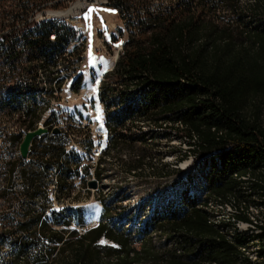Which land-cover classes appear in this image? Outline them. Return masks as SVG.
<instances>
[{"label":"trees","instance_id":"trees-1","mask_svg":"<svg viewBox=\"0 0 264 264\" xmlns=\"http://www.w3.org/2000/svg\"><path fill=\"white\" fill-rule=\"evenodd\" d=\"M68 1L0 0V115L16 117L15 129L0 135V217L8 222L0 228V249L13 241L12 264H252L241 257L240 247L258 240L254 264H264V230L230 240L208 209L216 199L264 205V0H174L168 10L156 11L151 7L159 0H108L126 23L128 37L99 82L107 143L93 176L106 178L110 154L128 174L143 173L154 136L142 123L172 129L197 144L184 182L185 191H195L183 192L164 209L155 205L135 238L112 226L117 213L105 198L97 225L83 234L67 229L71 217L61 219L67 208L52 209L53 200L81 202L74 182L86 187L81 171L89 175L90 168L80 167L68 134L52 133V113L44 123L49 131L32 141L29 160L19 153L23 130L35 129L45 111L37 102L40 94L60 88L59 66L69 69L62 62L74 34L36 15ZM80 85L78 76L73 89ZM85 147L91 149L92 140ZM202 167L199 179L205 181L196 182L190 172ZM244 176L252 179V193L245 191ZM19 197L26 202L21 220H11L9 208ZM247 216L239 219L252 221ZM103 238L116 246L101 243Z\"/></svg>","mask_w":264,"mask_h":264},{"label":"rangeland","instance_id":"rangeland-1","mask_svg":"<svg viewBox=\"0 0 264 264\" xmlns=\"http://www.w3.org/2000/svg\"><path fill=\"white\" fill-rule=\"evenodd\" d=\"M91 1V4L80 10L82 28L78 24L54 17L53 12L71 9L76 4H81L83 0H70L65 4V7L50 6L41 11L45 16H40L41 12L36 15L38 20H50L51 18L57 24L64 25L74 32L68 46L71 54L65 55L64 63L62 62V64H68L69 69L67 70L62 65L60 67L61 70L68 71V78L63 77L65 73H60L63 77L60 88L55 89L52 94L46 93L45 97L40 94L41 99L37 102L45 111L39 122L45 114L47 117L49 113H52L49 126L58 127L68 134V148H72L78 154L82 161L80 167H90L89 175L81 171V177L85 176L87 182L86 187L79 179L74 182V193L80 196L81 202L67 201L64 204H58L53 200L54 197L50 196L53 200L52 209L58 211L63 207L67 208V212L61 217V219L71 217V225L67 229L77 230L79 234H83L86 230L97 225L103 210L101 200L105 198L107 204L117 213V217L112 220V226L124 230L127 234H132L135 238L138 235L136 232L145 225V221L155 205L158 204L160 208L164 209L168 202L180 199L183 192L191 196L193 194L191 192L195 191V188H191L190 193L185 191L187 184L184 182H186L189 170L194 164V149L197 144L185 136L176 134L172 129L151 128L150 125L142 123L143 130L154 136L151 141L153 145L146 152L143 173L136 178L128 174L121 165L120 158L116 154H110L106 159V162L111 164L105 175L106 178L97 181V187H89L88 181L96 179L93 176V166L97 163L100 149L102 150L107 143L103 127L104 118L101 117V102L97 96L98 80L106 70L113 66L115 56L122 51L121 43L123 44L128 37L127 25L120 18L118 12L106 10L114 9L107 5L108 0ZM173 1H156L151 7V11H156L159 8L168 10ZM93 7L95 11H88ZM101 18H103V24H101ZM243 20L250 22L251 19L250 16L244 15ZM262 24L264 25V23ZM89 51L90 53H88ZM78 76H81V85L76 91L72 84ZM66 87L67 95L64 93ZM43 125L45 126V124ZM14 126V122L0 115V135L15 129ZM24 132L26 131L23 130ZM90 140H92L93 147L86 149L85 145ZM128 157V153H122L123 159ZM176 168L180 172L174 171ZM200 169V171L196 169L190 172L195 175L196 182L205 181L203 177L199 179L204 168ZM178 179H180L179 183L175 185ZM243 180H245V191L252 193V189H248L251 186L249 183L252 180L251 177L244 176ZM20 185L21 182L18 181V190ZM25 204L23 198H17L9 208L14 216L9 218L15 221L21 220L18 213ZM36 205L40 206V202L37 201ZM78 206L82 208L81 213L75 211ZM242 206H244L242 213L264 218V207L251 206L247 209L245 205ZM80 218H83V223L80 222ZM7 223L3 217H0V228ZM54 227L58 228L59 226L54 225ZM101 243L116 246L115 243L105 238L101 240ZM153 243L158 248L160 247L159 236L156 234L153 236ZM136 244L138 247L140 246L139 242ZM15 255L16 247L10 240L4 248L0 249V264H12Z\"/></svg>","mask_w":264,"mask_h":264},{"label":"bare ground","instance_id":"bare-ground-1","mask_svg":"<svg viewBox=\"0 0 264 264\" xmlns=\"http://www.w3.org/2000/svg\"><path fill=\"white\" fill-rule=\"evenodd\" d=\"M91 3H92L91 0H83V2L81 4L78 3L71 9L62 10L59 12H53V15L56 18L65 19L66 21H68L72 24H78L79 27L82 28L83 26H82L81 20H80V17H82V14L80 15V10L84 9L88 4H91ZM121 47H122V43H121ZM69 48L70 47H67L65 49L66 53H69V51H70ZM88 53H90V51ZM118 56H119V53H118ZM118 56H115L114 61L117 60ZM59 69H60V66H59ZM63 77L68 78V74H63ZM63 77H62V79H63ZM100 79L98 80V83L100 82ZM67 91H68L67 87L64 88V93L66 95H67ZM41 94L44 97L46 95L44 92H42ZM101 109H102L101 117L104 118V111H103V104L102 103H101ZM22 111H24V107L22 108ZM44 119H46V114H45L44 118L42 119L41 123H43ZM103 127H104V130L106 132V127H105L104 122H103ZM100 151H101V149H100ZM50 196H51V198L54 197L53 194H51ZM216 200L215 201L212 200V202H208L209 203L208 209H209V211L211 210L213 212V215L211 217V221L216 226L218 225L219 228L221 229V231L224 234H226V236L230 240H234V238L239 234L258 235V234L263 232V230H264L263 229L264 218L259 216V217H257L259 221H257L256 220L257 218L255 216H251L247 213V215L250 216V219L252 221H244L243 219L242 220L239 219L240 214H245V213H242V211H244V206H242V205H245L247 209H249L251 206H254V205H250L251 203H249V205L248 204L246 205L247 201H246V203H244V201H243L241 203V205H239V203H236L233 200H229V201L228 200L227 201H216ZM260 207H264V205H261ZM258 224L261 225V227ZM260 246H261V244L258 243V240H256L255 245L252 244V242H251V243H248V245L241 246L240 247V251L242 252L241 257L248 256L252 260V264H254L255 261L258 259L256 252H257V250L260 249ZM241 257H240V261L243 262L242 261L243 259H241ZM243 263H245V261ZM211 264H217V263H211Z\"/></svg>","mask_w":264,"mask_h":264},{"label":"water","instance_id":"water-1","mask_svg":"<svg viewBox=\"0 0 264 264\" xmlns=\"http://www.w3.org/2000/svg\"><path fill=\"white\" fill-rule=\"evenodd\" d=\"M40 14H41L40 16H45V14L42 12ZM116 56H118V53ZM48 131H49L48 128L45 127L44 125H38L35 129L28 130L23 133V140L19 147V153L24 160L29 159L30 147L32 145V141L34 140V138L40 137L41 135L47 133ZM58 132H60V129L58 127H54L52 129V133H58ZM88 185L89 187H97L98 182L96 179H92L88 181ZM49 193L50 194L54 193V187L50 188Z\"/></svg>","mask_w":264,"mask_h":264},{"label":"built area","instance_id":"built-area-1","mask_svg":"<svg viewBox=\"0 0 264 264\" xmlns=\"http://www.w3.org/2000/svg\"><path fill=\"white\" fill-rule=\"evenodd\" d=\"M52 38L54 39V35H52ZM66 51V50H65ZM68 53H66L65 55H67ZM61 67V66H60ZM59 72L60 73H65V74H69L68 73V71L66 70V69H64V71L63 70H61V68L59 69ZM60 75V77H58V78H60V79H62V77H61V74H59ZM23 112V111H22ZM49 115H50V113H49ZM3 117H5V116H3ZM49 116H47L46 117V119L48 118ZM7 118V117H6ZM46 119H44V121H43V123H41L42 122V120H41V122H39L40 123V125H43L44 123H45V121H46ZM7 120H10V121H12V122H14L15 123V121H16V117H13V118H7ZM39 123H38V125H39ZM31 150V149H30ZM29 160V159H28ZM27 160V161H28ZM52 186H54V185H52Z\"/></svg>","mask_w":264,"mask_h":264},{"label":"snow or ice","instance_id":"snow-or-ice-1","mask_svg":"<svg viewBox=\"0 0 264 264\" xmlns=\"http://www.w3.org/2000/svg\"><path fill=\"white\" fill-rule=\"evenodd\" d=\"M107 11H110V12H115L116 11V9H106ZM88 11H95V8L93 7V8H89V10ZM104 23V21H103V18H101V24H103Z\"/></svg>","mask_w":264,"mask_h":264}]
</instances>
